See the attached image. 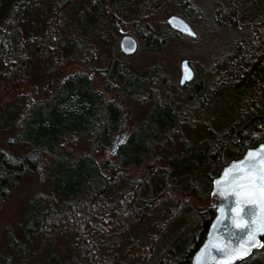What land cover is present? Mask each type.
I'll return each mask as SVG.
<instances>
[{"label":"trees","instance_id":"trees-1","mask_svg":"<svg viewBox=\"0 0 264 264\" xmlns=\"http://www.w3.org/2000/svg\"><path fill=\"white\" fill-rule=\"evenodd\" d=\"M164 1L0 0V78H19L32 60L45 76L73 62L105 78L107 92L153 100L146 120L110 154L120 109L104 100L88 77L50 79L37 102L20 98L18 117L25 115L31 130L26 139L16 138L26 148L24 155L0 154V200L25 176L37 174L43 189L27 202L21 238L9 237L11 248L0 250V264H123L115 257L140 250L141 241L149 243L148 231L135 235L134 230L159 211L162 229L180 215L185 226L157 256H142L144 264H190L214 208L197 213L189 206L170 217L167 193L197 190L211 197L222 168L264 142V0L207 1L211 24L225 33L228 45L174 101L166 96L168 76L160 79L159 67L151 76L129 73L126 55L115 44L119 35H127L121 30L129 22L147 23L149 9ZM172 1L185 21L204 14L198 0ZM32 16L38 20L34 31L27 26ZM148 26L145 49L160 50L167 38L183 35L168 25ZM228 92L233 112L222 119L208 116L210 100ZM195 107L204 116L201 139L169 154L166 146L188 123L182 116ZM106 153L110 158L100 162L97 157ZM248 263L264 264V256Z\"/></svg>","mask_w":264,"mask_h":264},{"label":"rangeland","instance_id":"rangeland-1","mask_svg":"<svg viewBox=\"0 0 264 264\" xmlns=\"http://www.w3.org/2000/svg\"><path fill=\"white\" fill-rule=\"evenodd\" d=\"M207 1L208 0H198L199 4L201 6L204 5L205 7L204 14H201L198 18H196V16H191L190 18H187L186 21L196 35L194 37L185 35H182L181 37L171 36L167 38L165 45L160 50L145 49L144 36L149 31L148 25H155L157 27L167 25L165 21L166 18L170 15L178 16V10L174 1L166 0L152 10L149 9L148 15L145 17L147 23H143V19L136 21L134 24L129 22V25L121 30L123 33H127V35L133 37L138 43V48L135 53L122 57L124 59L123 62L128 66V72L140 76H146L154 71V67H159L160 71H157V73L160 79L163 76L164 78L166 75L168 76L166 96L169 97V101H174L178 92L182 93L185 91L183 90L184 87L179 84L180 62L182 60H188L189 66L195 73L197 81L198 77L201 74L203 75V73H205V71L208 70L214 61L221 55V52L227 48L228 41L225 40V33H223V36L222 33L218 31V27L211 24L208 15L209 12L207 11ZM215 7L216 3L213 11L215 10ZM37 25V16L28 18L27 26L33 31L36 30ZM122 36L123 35H119V37L115 39V44L117 46L119 45V40ZM105 56V54L100 56L99 59L101 64L106 63ZM65 75L92 76L91 81L94 88L103 90L105 78H99L95 72H91L90 70H87V68L73 62L66 64L50 76H45L41 66H37V63L32 60L24 74L19 78L10 80L0 78V154L3 152L4 154L2 155L6 156H22L26 152L24 145H21V143H19L20 141L17 142L16 139L17 135L21 138H25L28 135L29 129L31 130L28 126V121H24L25 115H23L24 117H18V113L21 111V106L23 105L21 104L22 100L20 98L27 97L30 100L37 102V99L42 98V96L47 93L46 91H48V89H44L46 88L45 83L50 79L61 78ZM151 75L152 74H150V76ZM114 92L117 91H109L105 92V94L102 92V98L104 100L115 101ZM117 93L116 100H121L127 108L124 121V133L126 134L124 137V143H126L132 132L142 123L148 110L153 104V100L141 101L132 97L124 96L120 94L119 91ZM234 105L232 95L228 92L221 97L211 99L209 102V108L206 107V112L209 113L208 116L216 113V118L222 119L227 113L233 112ZM68 106L69 102L64 104L65 108ZM16 111H18L17 114H15ZM239 111H241V108H239ZM122 112L123 111L121 110L120 113L122 114ZM182 121L188 123H186L187 125L184 126V129L182 127L181 130L179 129V131L174 134V144L172 143L166 146L169 154H180L183 150V143L188 146H194L195 143L201 139V122L204 121V116L199 109L196 108L193 110L191 109L189 112L186 111V114L182 116ZM117 133L118 131L113 134V136L115 137ZM152 153L153 151H150V155ZM108 158H110L109 153L97 157V159H100V162ZM201 188L203 187L201 186ZM42 189L40 190V186L38 185L37 174L33 176H25L16 184V186L8 191L3 200H0L1 251L6 252L7 250H10L11 246H8L10 243L9 237L17 240L21 238L20 224L25 215L27 202L36 196L39 191H42ZM167 200L169 202L168 207L171 209L169 211L170 217L173 216L172 212L173 214H180L182 210H185L189 206L193 212H204L213 201L209 195H205L197 190L181 195L178 191H174L173 189L167 193ZM160 214V211L155 213L150 221L146 220L148 222L142 223L141 226L137 227L138 229L136 228L134 230L135 235H137V232L140 234L142 231H148L149 235L146 237L151 239L149 243L141 241L139 243L140 250H134L123 257H115L116 262L123 264H144L145 259L141 258L142 256L146 259L148 256H157L162 251L161 249H163V247H167L172 243L179 232L183 230L185 221H180L183 219L181 218V215L179 216L181 219L175 217L166 228H163L164 232L159 234L163 230L161 222H159V218H157ZM160 227L161 230L159 231ZM155 241H157V243L155 245V250L153 251ZM263 256L264 249L239 264H249L248 261L250 259Z\"/></svg>","mask_w":264,"mask_h":264},{"label":"water","instance_id":"water-1","mask_svg":"<svg viewBox=\"0 0 264 264\" xmlns=\"http://www.w3.org/2000/svg\"><path fill=\"white\" fill-rule=\"evenodd\" d=\"M172 17L178 18L177 21L178 23L180 21H183L188 25V23L182 17L177 15H170L168 18H166L165 21L171 29L186 36L194 37L192 35L186 34L182 29L173 27V25L170 23V19ZM129 42H131L132 44L131 48L128 47ZM118 46L121 53L125 55H131L135 53V51L137 50L138 43L130 35H123L119 40ZM185 62H187V60L185 59L180 62L179 84L181 85L186 82H189L192 79L191 78L185 81L184 83H181V80L183 78V73L185 70L184 69ZM189 69L191 70L190 67ZM192 77H193V72H192ZM123 136H124L123 133H119L115 137H113L111 144L108 147V152L110 154L116 153L118 147L123 143V139H124ZM261 145H264V142L260 143L259 145L253 148L247 149L242 157L230 161L222 168L219 175L213 179L212 188H211V198L213 201L210 204V206L214 208V215L207 227L202 243L198 246V248L195 250V252L192 255L190 264H224L225 261V252L223 250L224 247L227 246L228 248H239L241 244H243L248 239V232L250 229H248L247 227L238 228L236 224L233 222V217L236 215V212L234 210L237 208L235 198L225 197L217 194L218 186L216 184V181L221 180V178L224 176V172L226 169L230 168L233 164L237 163L238 161L244 160L245 157L247 156V153L250 150L252 151L259 150ZM243 207L246 209V211L241 213V215L243 216V223L246 225L254 218V215H259V212L255 208V206L252 205H244ZM263 236L264 233H258L257 239L263 242L261 239ZM261 249H262L261 246H253L247 256H245L242 259L236 258L234 260H231L229 261V264L243 262L247 258H249L254 251L256 250L258 251Z\"/></svg>","mask_w":264,"mask_h":264},{"label":"snow or ice","instance_id":"snow-or-ice-1","mask_svg":"<svg viewBox=\"0 0 264 264\" xmlns=\"http://www.w3.org/2000/svg\"><path fill=\"white\" fill-rule=\"evenodd\" d=\"M177 21L176 17L170 19L173 27L182 29L188 35H196L185 22L178 23ZM128 47H132L131 42ZM184 69L181 83L192 78V72L187 62L184 63ZM216 184L218 186L217 194L235 198L237 208L234 210L236 215L233 217V222L236 226L250 229L248 239L239 248L224 247V264H229L231 260L247 256L253 246L264 247V242L257 239L258 233H264V145H261L259 150H250L244 160L238 161L226 169L224 176L221 180H217ZM244 205L255 206L259 212V215H254V218L246 225L243 223L241 215L246 211Z\"/></svg>","mask_w":264,"mask_h":264},{"label":"flooded vegetation","instance_id":"flooded-vegetation-1","mask_svg":"<svg viewBox=\"0 0 264 264\" xmlns=\"http://www.w3.org/2000/svg\"><path fill=\"white\" fill-rule=\"evenodd\" d=\"M187 63H188V65H189V62H188V60H187ZM190 67V66H189ZM192 70V69H191ZM102 71H104L103 69H102ZM192 72H193V70H192ZM90 80H91V78H92V76L91 77H88ZM180 79V78H179ZM196 81V76H195V73L193 72V77H192V79L189 81V82H186V83H184V84H180V86H183V87H186V86H190L192 83H194ZM101 92H103L104 94H105V92H107V91H105V89L103 88V90L101 89L100 90ZM118 93L117 92H114V97H115V101L114 100H111V101H113L118 107H119V109H120V112H121V110L123 111L122 112V114L120 113V120L119 121H121L120 122V126H119V129H118V133L117 134H119V133H123V137H125L126 136V134L124 133V121H125V115H126V113H127V108L125 107V105L123 104V102L121 101V100H116V98H117V95ZM119 98V97H118ZM146 119L144 118L143 119V121H145ZM116 134V135H117ZM123 142H125V140L123 139Z\"/></svg>","mask_w":264,"mask_h":264}]
</instances>
